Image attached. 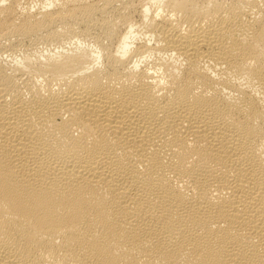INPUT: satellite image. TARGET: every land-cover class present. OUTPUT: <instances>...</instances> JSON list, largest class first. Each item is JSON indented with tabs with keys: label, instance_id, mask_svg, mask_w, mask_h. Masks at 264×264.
<instances>
[{
	"label": "bare ground",
	"instance_id": "1",
	"mask_svg": "<svg viewBox=\"0 0 264 264\" xmlns=\"http://www.w3.org/2000/svg\"><path fill=\"white\" fill-rule=\"evenodd\" d=\"M0 264H264V0H0Z\"/></svg>",
	"mask_w": 264,
	"mask_h": 264
}]
</instances>
